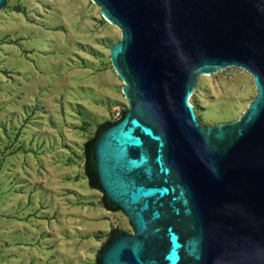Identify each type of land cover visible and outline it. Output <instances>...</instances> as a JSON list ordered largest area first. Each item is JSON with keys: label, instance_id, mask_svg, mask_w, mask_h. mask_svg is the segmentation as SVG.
I'll list each match as a JSON object with an SVG mask.
<instances>
[{"label": "water", "instance_id": "1", "mask_svg": "<svg viewBox=\"0 0 264 264\" xmlns=\"http://www.w3.org/2000/svg\"><path fill=\"white\" fill-rule=\"evenodd\" d=\"M91 1L121 31L109 55L129 105L93 149L98 190L134 230L96 264H264V0ZM228 68L256 96L205 126L198 79Z\"/></svg>", "mask_w": 264, "mask_h": 264}, {"label": "rangeland", "instance_id": "2", "mask_svg": "<svg viewBox=\"0 0 264 264\" xmlns=\"http://www.w3.org/2000/svg\"><path fill=\"white\" fill-rule=\"evenodd\" d=\"M122 38L91 0H8L0 10V264H96L130 219L89 186L84 145L129 105L110 48ZM256 96L228 68L198 79L205 126L233 122Z\"/></svg>", "mask_w": 264, "mask_h": 264}, {"label": "trees", "instance_id": "3", "mask_svg": "<svg viewBox=\"0 0 264 264\" xmlns=\"http://www.w3.org/2000/svg\"><path fill=\"white\" fill-rule=\"evenodd\" d=\"M126 112L127 110L122 112L120 118L117 121L106 122V123L99 125L95 136L92 139L88 140L84 145L85 175L88 179L89 186L92 189H98V185H99V179H98L97 171H96V164L93 160V154H92L95 144L99 136L103 132L117 125L119 122L123 120ZM103 205L109 211L115 212L118 210L109 204V201L106 195H103ZM122 232L123 231L120 229H113L110 233L109 240L104 244L103 249L107 248L111 240L115 238L116 236L120 235ZM98 264H99V259H98Z\"/></svg>", "mask_w": 264, "mask_h": 264}]
</instances>
